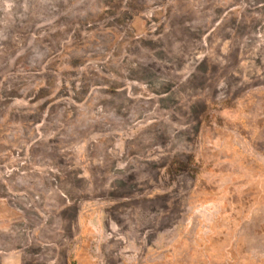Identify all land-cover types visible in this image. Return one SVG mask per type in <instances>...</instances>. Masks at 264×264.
Masks as SVG:
<instances>
[{
	"label": "rangeland",
	"instance_id": "obj_1",
	"mask_svg": "<svg viewBox=\"0 0 264 264\" xmlns=\"http://www.w3.org/2000/svg\"><path fill=\"white\" fill-rule=\"evenodd\" d=\"M264 264V0H0V264Z\"/></svg>",
	"mask_w": 264,
	"mask_h": 264
},
{
	"label": "trees",
	"instance_id": "obj_2",
	"mask_svg": "<svg viewBox=\"0 0 264 264\" xmlns=\"http://www.w3.org/2000/svg\"><path fill=\"white\" fill-rule=\"evenodd\" d=\"M71 264H76V262L75 261H72V263Z\"/></svg>",
	"mask_w": 264,
	"mask_h": 264
}]
</instances>
